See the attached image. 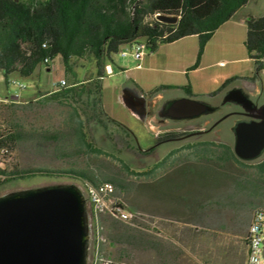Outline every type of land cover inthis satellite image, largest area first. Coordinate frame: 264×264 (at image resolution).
Masks as SVG:
<instances>
[{"label":"rangeland","instance_id":"rangeland-1","mask_svg":"<svg viewBox=\"0 0 264 264\" xmlns=\"http://www.w3.org/2000/svg\"><path fill=\"white\" fill-rule=\"evenodd\" d=\"M247 10L255 16L262 15L264 0H250ZM146 21L151 22L152 19L147 18ZM207 43L205 49L208 47V52L205 54L204 49L199 66L193 70L187 68L196 59L197 36H186L176 42L165 44L159 50L160 58H162L161 53L166 51L177 53L180 49L184 50L187 65L185 71L174 73V82L186 84L191 79L198 88L204 79L216 78L228 70L231 66L227 63L229 57L224 54L217 55L211 44ZM121 51H126L127 54L122 56ZM131 52L130 44H124L117 53L113 54V59L108 60L113 72L104 74L99 87L100 108L103 115L91 107L90 103L87 104V89H92V79L96 76V72L93 71L94 60L90 57L75 59L73 70L76 74L74 75L73 72H65L60 57H55L49 63L50 69L42 64L30 76L11 73L8 84L4 79H0V121L4 122L13 115L14 109L10 106V102H16L20 104L15 108L13 116L26 129H54L62 126L70 104L76 105L85 118L89 139L110 153H102L97 157H82L78 159L77 165H85L86 162L99 165L108 172L118 173L130 183V189L124 192L116 190L117 198L134 217L132 224H126L152 244L145 245L146 242H141L138 246H133L106 241L103 243V259L100 260L99 255L97 258L95 254L90 233L87 264H104V261L120 264H245L246 245L242 242L241 236L247 234L256 207L250 208L245 204V196L234 192L232 182L228 180L225 171L218 170L213 163L202 165L203 169L199 175L181 174V162L184 153L187 152L182 147L187 142L213 140L232 146V132L224 122L221 131L216 129L214 132L184 140H181V129L156 135L147 119L141 118L138 113L124 104L122 91L132 84L133 76L138 74L142 76L144 86L149 91L165 82L168 72L163 69L148 71L136 69L135 66L141 62V59L134 58ZM152 53L154 52L146 49L143 56ZM239 64L242 65V62ZM252 65V61L249 62L248 66ZM159 66L164 65L159 64ZM62 78L66 81V85L57 87V83ZM242 79L247 78L242 77L234 81L235 84L243 83L249 87L253 83V80L247 79L246 82ZM256 80L264 86V72L260 73ZM71 86L79 92V98L73 97V94L71 96L67 94V98L63 96L55 98L56 92ZM147 91L140 93L148 96ZM157 93L163 99L191 96L181 88L162 89ZM36 94L38 95L35 96ZM13 96H17L18 100ZM192 96L207 99V95ZM4 99L7 100L3 101ZM29 101L32 102L28 103ZM108 117L117 122L108 120ZM170 137L179 138L166 139ZM153 143L158 144L153 150H141ZM48 148L44 145L40 150H35L27 144L12 153L0 151V167L17 163L20 167L59 168L68 167L73 163L72 160L55 158ZM174 148H180V151L174 154L179 155L173 160L174 167L167 164L164 168L157 169L156 176L140 174L150 169ZM262 158L264 156L260 159ZM171 160L169 159L168 162L170 163ZM122 161L129 166V169L123 167ZM246 171L251 170L246 169ZM158 175H161V178L155 179ZM70 182L81 186L79 180L72 178L34 173L2 185L0 195L15 189ZM148 184L150 185L145 187V191L141 190L144 188L143 185Z\"/></svg>","mask_w":264,"mask_h":264},{"label":"trees","instance_id":"trees-1","mask_svg":"<svg viewBox=\"0 0 264 264\" xmlns=\"http://www.w3.org/2000/svg\"><path fill=\"white\" fill-rule=\"evenodd\" d=\"M248 1L0 0V72L8 84L11 73L30 76L38 65L48 64L55 57H60L65 72L73 70L75 59L90 57L95 62L96 76L92 79V89H87V104L90 103L91 107L103 115L99 100L100 80L105 74L108 60L113 59V54L117 53L122 45L144 40L146 49L152 52L161 44L195 35L198 38V51L195 62L188 68L195 69L199 66L205 45L213 32ZM158 13L176 14L178 20L175 23L159 21L156 19ZM147 18L152 21L147 22ZM244 22L246 35L243 44L254 65L253 75L246 78L255 80L264 68V13L260 16L247 14ZM239 78L232 76L224 79L220 86L208 95L218 93ZM176 87L184 90L187 95H193L189 83L181 86L160 85L146 94L153 95L162 89ZM67 94L80 97L79 92L71 86L56 92L55 98H67ZM30 102L32 101L28 103ZM10 104L14 115L15 108L20 103ZM13 115L4 122L0 121V151L12 153L27 144L35 150H40L46 145L55 158L72 160L73 163L68 167L59 168L7 164L0 167V187L34 173H43L79 180L81 184L110 181L120 192L131 188L130 183L116 172H108L105 168L89 162L77 165L78 159L82 157H97L102 153H110L89 139L85 118L76 105L70 104L62 126L54 129H26ZM108 120L117 122L110 117ZM154 148L150 146L143 151H151ZM182 148L187 152L181 162V174L199 175L203 169L202 165L213 163L218 170L225 171L235 193L243 194L245 200L252 202V207L264 208V158L257 162L240 160L233 153L230 144L213 140L187 142ZM178 151L180 148L170 150L164 158L140 174L156 176L157 169L164 168L167 164L174 167L173 160L179 157L174 154ZM169 159H172L170 163ZM122 165L129 169L124 161ZM159 178L161 175L155 179ZM150 184L143 185L141 190L145 191V187ZM100 220L103 234L110 243L133 246H138L141 242H146L145 245L152 244L128 224L109 214L101 215ZM89 229L91 231L90 222ZM92 241L94 245V240ZM103 251L102 243L99 249L101 256Z\"/></svg>","mask_w":264,"mask_h":264},{"label":"water","instance_id":"water-1","mask_svg":"<svg viewBox=\"0 0 264 264\" xmlns=\"http://www.w3.org/2000/svg\"><path fill=\"white\" fill-rule=\"evenodd\" d=\"M156 19L175 23L178 16L158 13ZM122 100L142 115L143 95L127 86ZM227 102L239 105L249 116L236 120L231 127L233 153L246 162L260 159L264 156V103L255 105L241 86L225 91L221 104ZM219 108L221 105L204 98L170 97L163 101L159 116L186 121ZM90 233L86 197L74 182L15 189L0 195V264H87Z\"/></svg>","mask_w":264,"mask_h":264},{"label":"crops","instance_id":"crops-1","mask_svg":"<svg viewBox=\"0 0 264 264\" xmlns=\"http://www.w3.org/2000/svg\"><path fill=\"white\" fill-rule=\"evenodd\" d=\"M249 1L247 2L246 5L239 8L233 17H231L229 20L225 21L223 24L220 25L213 32L211 38L208 40L209 42L207 43V44H211L212 49L216 51L217 55H221V54L227 55L229 57L227 60L228 61L227 63L231 64V66L228 68V70L224 74H221L216 78L204 79L201 82V84L198 85V88L194 84V82L190 79L189 84L191 86V91L193 95L195 94L208 95L210 92L216 90L220 86V84L223 82V80L228 77L239 76L240 78H242V77H249L253 75L254 65L248 66L249 62H251L252 60L248 57L246 48L243 44L245 35H246V24L244 22V17L247 14L254 15L252 12H250V10H247V5ZM164 45L165 44L159 45V47L155 51H153L154 53L146 54L145 56L141 57L140 58L141 62L137 64L135 68L139 70H147V71L156 70V69L166 70L168 72V75L165 76L166 80H164L165 82H162L161 85L181 86L183 85L181 84V82H174L173 79H175V75H174L175 72L185 71V65L187 64H186V55L184 53V50L181 51L180 49L177 51V53H173L172 51H166L165 53H161L162 58H160L158 56V52L159 50L163 48ZM207 52H208V47H206L205 49V54ZM240 62H242V65L239 64ZM49 63L43 64V65H45L47 69H50ZM159 64L164 65V66H161L163 68H161ZM220 64H222L221 61H220ZM40 65H38L35 68V70L39 68ZM106 65L109 66V69L111 70L110 73H112L113 67L109 64H106ZM188 68L187 70H189ZM187 70H186V73H188ZM93 71L96 72V66H94ZM71 72H73L74 75L76 74L75 70H72ZM263 72H264V68L261 73ZM105 73L110 74L106 71ZM240 78L236 79L235 81L240 80ZM0 79H4L2 72H0ZM242 80H245L246 82L248 81L247 79H242ZM144 85L145 84L142 80V76L138 74V76L137 75L133 76L132 84L129 86L135 88L136 90H138V92L140 91L145 92L148 90V88H146ZM37 95L38 94H36L35 96ZM5 100L7 99H4L3 101ZM20 100H26V99H20ZM245 204H247L248 207L252 208L253 204L249 200H246ZM244 238H245V235L241 236L242 242L246 245Z\"/></svg>","mask_w":264,"mask_h":264},{"label":"built area","instance_id":"built-area-1","mask_svg":"<svg viewBox=\"0 0 264 264\" xmlns=\"http://www.w3.org/2000/svg\"><path fill=\"white\" fill-rule=\"evenodd\" d=\"M132 48L131 54L134 58L140 59L146 50V43L144 40H137L130 43ZM126 51H121V55L125 56ZM105 71L110 73L109 66H105ZM23 86L22 84H19ZM66 85V81L62 78L57 83V87H63ZM17 97V96H13ZM86 197V206L88 219L91 224V234L94 240L95 254L99 255V259L102 260V256L99 253V249L102 243L107 241V238L103 234V225L100 220V216L103 214H109L116 219H119L125 223H133V214L129 211L123 203L115 195V185L110 181H103L97 184L85 182L81 184ZM263 236H264V208L257 207L252 215V219L248 228V232L245 235L246 243V260L245 264H264L263 255ZM110 261H104L107 264Z\"/></svg>","mask_w":264,"mask_h":264},{"label":"flooded vegetation","instance_id":"flooded-vegetation-1","mask_svg":"<svg viewBox=\"0 0 264 264\" xmlns=\"http://www.w3.org/2000/svg\"><path fill=\"white\" fill-rule=\"evenodd\" d=\"M234 86H241L247 92H249L250 98L255 105L260 106L264 103V86L261 82H258V80L255 79L249 87H246V85L243 83L235 84V82H233L218 93L214 95H207V100L213 104L221 105V108L208 115L186 121H173L160 117L159 110L165 99H163L162 96L157 92L153 95H143L145 98V103L144 106L140 107V110L143 109L141 118L147 119L151 128L157 130V132L153 131L156 135L181 129V140L200 134H208L212 131H216V129L221 131V127L224 122H226L228 129L231 131V127L236 120L249 118V116L245 114L243 108L239 105L231 102L221 104L225 91ZM133 89L138 94L142 95L140 92H138V90L135 88ZM174 138L177 139L179 137H170L166 139ZM157 145V143H153L151 146L155 147Z\"/></svg>","mask_w":264,"mask_h":264}]
</instances>
